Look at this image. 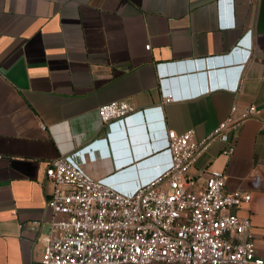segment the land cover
<instances>
[{"label": "crops", "instance_id": "crops-1", "mask_svg": "<svg viewBox=\"0 0 264 264\" xmlns=\"http://www.w3.org/2000/svg\"><path fill=\"white\" fill-rule=\"evenodd\" d=\"M114 101L137 110L118 131L134 132L129 158L97 113ZM235 104L258 115L234 153L216 143L189 173L222 172L227 191L250 194L234 211L264 259V0H0V264L41 259L51 162L72 156L131 194L168 163L169 130L203 139Z\"/></svg>", "mask_w": 264, "mask_h": 264}, {"label": "built area", "instance_id": "built-area-1", "mask_svg": "<svg viewBox=\"0 0 264 264\" xmlns=\"http://www.w3.org/2000/svg\"><path fill=\"white\" fill-rule=\"evenodd\" d=\"M171 102V95L164 96V104ZM97 113L112 140L137 110L114 101ZM257 115L255 105L240 109L235 104L229 116L200 140L194 130H169L162 152L168 163L131 194L92 178L72 156L51 162L45 171L53 186L47 199L51 218L37 264H264L250 219L234 211L250 201V194L227 191L222 172H210L203 184L189 173L216 143L231 156L240 129ZM112 146L117 159L119 152L113 142ZM116 163L120 167L126 161ZM40 225L41 221L31 222L33 228Z\"/></svg>", "mask_w": 264, "mask_h": 264}, {"label": "water", "instance_id": "water-1", "mask_svg": "<svg viewBox=\"0 0 264 264\" xmlns=\"http://www.w3.org/2000/svg\"><path fill=\"white\" fill-rule=\"evenodd\" d=\"M135 139L134 132L126 130V135L121 133L118 137H116V142L114 146L119 150V152L124 156L129 158L128 147L131 148V142ZM131 151V149H130ZM154 159H148L143 161L141 164H136L134 167L137 170L139 167H145L150 165Z\"/></svg>", "mask_w": 264, "mask_h": 264}, {"label": "clouds", "instance_id": "clouds-1", "mask_svg": "<svg viewBox=\"0 0 264 264\" xmlns=\"http://www.w3.org/2000/svg\"><path fill=\"white\" fill-rule=\"evenodd\" d=\"M109 138H110V137L108 136V137H107V140H109Z\"/></svg>", "mask_w": 264, "mask_h": 264}]
</instances>
